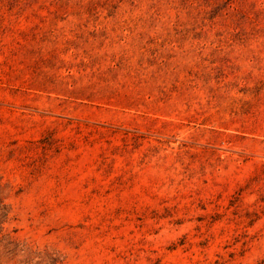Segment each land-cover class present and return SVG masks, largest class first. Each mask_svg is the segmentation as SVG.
I'll return each instance as SVG.
<instances>
[{"label":"rangeland","instance_id":"1","mask_svg":"<svg viewBox=\"0 0 264 264\" xmlns=\"http://www.w3.org/2000/svg\"><path fill=\"white\" fill-rule=\"evenodd\" d=\"M0 264H264V0H0Z\"/></svg>","mask_w":264,"mask_h":264}]
</instances>
